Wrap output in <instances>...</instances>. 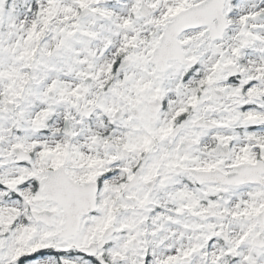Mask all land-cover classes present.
<instances>
[{"label": "snow or ice", "instance_id": "1", "mask_svg": "<svg viewBox=\"0 0 264 264\" xmlns=\"http://www.w3.org/2000/svg\"><path fill=\"white\" fill-rule=\"evenodd\" d=\"M0 264H264V0H0Z\"/></svg>", "mask_w": 264, "mask_h": 264}]
</instances>
